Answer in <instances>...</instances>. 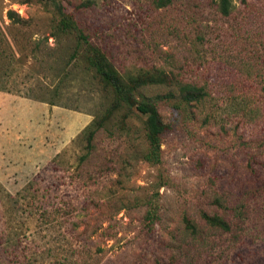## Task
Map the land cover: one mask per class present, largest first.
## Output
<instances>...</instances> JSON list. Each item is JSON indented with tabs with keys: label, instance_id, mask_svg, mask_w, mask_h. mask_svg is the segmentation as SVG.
Instances as JSON below:
<instances>
[{
	"label": "rangeland",
	"instance_id": "374dc122",
	"mask_svg": "<svg viewBox=\"0 0 264 264\" xmlns=\"http://www.w3.org/2000/svg\"><path fill=\"white\" fill-rule=\"evenodd\" d=\"M157 1L0 0V264H175L185 217L221 246L209 264H264V0L229 16L217 0ZM177 83L206 96L187 103ZM138 106L164 127L157 164ZM201 212L237 222L243 246L229 254L232 234Z\"/></svg>",
	"mask_w": 264,
	"mask_h": 264
},
{
	"label": "trees",
	"instance_id": "16d2710c",
	"mask_svg": "<svg viewBox=\"0 0 264 264\" xmlns=\"http://www.w3.org/2000/svg\"><path fill=\"white\" fill-rule=\"evenodd\" d=\"M237 1L239 3H245L247 0ZM157 3L159 6L163 7L167 3H170V0H158ZM217 4L218 10L220 11L222 16H229L234 9L233 0H217ZM7 18L13 24L17 25H23L26 22L13 10L7 11ZM58 26L62 31L68 33L69 31L77 30L75 23L67 15H63L61 17ZM78 32L80 33L78 37L80 39L85 40V36L82 31ZM100 61L101 59L96 58V56L93 57L92 60H90V70L96 74L95 78L99 79L102 83L105 82L107 85H110L113 91H115L117 94H120V100L124 99V90L121 85L123 84V82L121 78L117 74H115L114 71L105 68ZM165 81V76H163V74H158L157 76L149 77L148 84H163L165 83ZM144 84H146V82L136 83L135 87H140ZM177 86L183 101L187 103L199 102L203 100L206 96V92L204 91V89L195 84L177 83ZM242 99L240 100L242 101ZM231 101H237V98L232 97ZM138 109L142 114L149 113L144 122V134L148 145V151L145 154L144 159L149 163L157 164L160 161L161 136L164 130L163 124L161 123L159 115L157 114V111L154 108L150 111L148 110V108L138 106ZM89 135L92 134L89 133ZM155 220L156 215L154 214L150 215V213H148L145 217V221L147 222L148 226H154ZM200 220L209 229V231L217 233L219 238L224 235L232 234L231 241L234 247H232V252L229 254H232L233 251L238 250L243 246L240 245L243 240L240 238V235L236 234L237 228L239 227L237 222L226 219V217L220 214L208 215L206 212L200 213ZM184 232H186L187 234L188 241L185 240L183 244L184 251L181 252L179 256H172L171 261H173V263L175 264H195L194 260L198 255L199 257H205L204 262L207 261V264L208 256H213L215 254L214 249H216V251H219L221 248V246L218 245L217 242L213 244V242L211 241L212 244H210V241L206 240L208 238L203 234L198 224L191 221L187 217L184 218ZM260 235L264 237L263 232H261ZM225 242H227V240H224L223 243ZM195 245L199 246L202 250L195 251ZM227 249H229V246L227 247ZM258 254V252H254L250 255L251 257L249 258H246V255L242 256L241 254H239V256H241V260H238V264H240L241 261H244V264H258L255 263V259L257 261L259 260V263L262 261L260 260V254ZM248 259L250 260L248 261ZM215 261L216 260L214 259L213 262Z\"/></svg>",
	"mask_w": 264,
	"mask_h": 264
}]
</instances>
